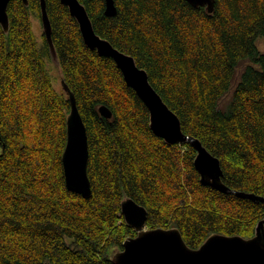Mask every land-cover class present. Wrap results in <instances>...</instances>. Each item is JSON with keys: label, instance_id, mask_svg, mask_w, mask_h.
Here are the masks:
<instances>
[{"label": "trees", "instance_id": "trees-1", "mask_svg": "<svg viewBox=\"0 0 264 264\" xmlns=\"http://www.w3.org/2000/svg\"><path fill=\"white\" fill-rule=\"evenodd\" d=\"M80 1L95 31L147 70L184 133L220 159L224 183L264 197V0H216L213 12L188 0H114L115 15L106 0ZM46 3L61 78L87 128L92 194L66 185L71 106L34 29L40 0H11L9 32L0 26V264H114L111 251L137 234L124 194L147 208L148 228L177 227L192 248L212 233L253 236L264 201L204 185L194 146L156 135L115 60L84 43L66 4Z\"/></svg>", "mask_w": 264, "mask_h": 264}, {"label": "water", "instance_id": "water-1", "mask_svg": "<svg viewBox=\"0 0 264 264\" xmlns=\"http://www.w3.org/2000/svg\"><path fill=\"white\" fill-rule=\"evenodd\" d=\"M10 1L0 0V26L6 33L10 29L8 15ZM23 1L26 5L29 4V0ZM61 1L76 18L84 43L100 55L113 58L127 84L134 88L145 102L150 112L152 131L169 144L190 142L194 146L197 151L195 167L204 185L222 192L249 197L254 201H264L262 196L229 188L223 181L224 171L220 159L198 138L184 133L179 116L151 84L147 70L137 64L134 56L119 50L95 31L87 9L80 0ZM215 1L188 0L194 6H206L209 12L214 11ZM40 5L43 32L49 43L52 61L59 67L46 0H40ZM116 12L115 1L106 0L105 13L115 15ZM62 84L71 106L67 117V143L62 156L66 185L69 190L88 197L92 194V188L88 175L87 128L74 93L64 80ZM99 111L107 118L112 117V111L106 105H101ZM121 209L126 223L133 227L137 234L126 238L121 248L111 251L110 259L114 264H264V218L258 221L255 233L251 237L212 233L198 248H192L177 227L148 228L147 208L127 194H124Z\"/></svg>", "mask_w": 264, "mask_h": 264}, {"label": "rangeland", "instance_id": "rangeland-1", "mask_svg": "<svg viewBox=\"0 0 264 264\" xmlns=\"http://www.w3.org/2000/svg\"><path fill=\"white\" fill-rule=\"evenodd\" d=\"M34 29H35L36 34L38 36H41V34L43 32L42 21H40L39 19H34ZM258 45L261 48V50L264 51V39H259L258 40ZM248 63H249V61L246 60L240 65V67L238 68V74H237L236 81L238 80L241 71L243 70V68ZM52 73H53V76H54L56 88L59 91H65L64 87H63V84H62L61 71H60L59 67L54 65V68H52ZM229 100H230V93L223 98V100L221 101V105L224 106L227 102H229Z\"/></svg>", "mask_w": 264, "mask_h": 264}, {"label": "flooded vegetation", "instance_id": "flooded-vegetation-1", "mask_svg": "<svg viewBox=\"0 0 264 264\" xmlns=\"http://www.w3.org/2000/svg\"><path fill=\"white\" fill-rule=\"evenodd\" d=\"M43 34H44V32H42ZM44 36H45V34H44ZM45 38H46V36H45ZM47 40V39H46ZM49 44V43H48ZM53 68H54V65H53Z\"/></svg>", "mask_w": 264, "mask_h": 264}]
</instances>
